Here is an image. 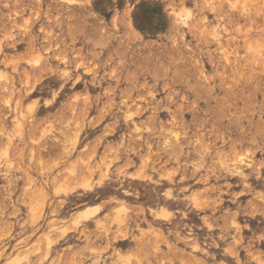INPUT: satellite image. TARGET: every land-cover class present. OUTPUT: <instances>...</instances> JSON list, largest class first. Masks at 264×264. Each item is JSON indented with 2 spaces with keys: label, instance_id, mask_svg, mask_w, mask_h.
Listing matches in <instances>:
<instances>
[{
  "label": "rangeland",
  "instance_id": "rangeland-1",
  "mask_svg": "<svg viewBox=\"0 0 264 264\" xmlns=\"http://www.w3.org/2000/svg\"><path fill=\"white\" fill-rule=\"evenodd\" d=\"M0 264H264V0H0Z\"/></svg>",
  "mask_w": 264,
  "mask_h": 264
}]
</instances>
